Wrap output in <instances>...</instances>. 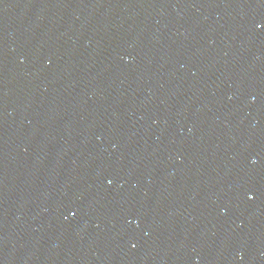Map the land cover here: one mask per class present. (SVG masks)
<instances>
[{
  "label": "water",
  "instance_id": "1",
  "mask_svg": "<svg viewBox=\"0 0 264 264\" xmlns=\"http://www.w3.org/2000/svg\"><path fill=\"white\" fill-rule=\"evenodd\" d=\"M0 264H264V0H0Z\"/></svg>",
  "mask_w": 264,
  "mask_h": 264
}]
</instances>
